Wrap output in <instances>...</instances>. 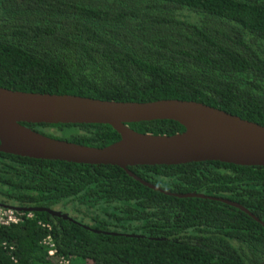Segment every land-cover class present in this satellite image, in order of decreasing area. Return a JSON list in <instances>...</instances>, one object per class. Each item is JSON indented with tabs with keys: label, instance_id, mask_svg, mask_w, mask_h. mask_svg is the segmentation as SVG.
I'll return each instance as SVG.
<instances>
[{
	"label": "trees",
	"instance_id": "16d2710c",
	"mask_svg": "<svg viewBox=\"0 0 264 264\" xmlns=\"http://www.w3.org/2000/svg\"><path fill=\"white\" fill-rule=\"evenodd\" d=\"M0 87L113 102L191 101L264 127V0H0ZM22 125L93 148L121 139L108 125ZM129 127L155 136L185 131L174 121ZM129 170L158 190L117 166L0 152V205L46 208L78 222L36 212L1 228L0 264H60L62 257L72 264H264V167ZM188 194L227 200L260 222L221 201L174 196Z\"/></svg>",
	"mask_w": 264,
	"mask_h": 264
},
{
	"label": "water",
	"instance_id": "95a60500",
	"mask_svg": "<svg viewBox=\"0 0 264 264\" xmlns=\"http://www.w3.org/2000/svg\"><path fill=\"white\" fill-rule=\"evenodd\" d=\"M154 121H174L185 131L173 136H155L138 133L129 127L130 124ZM25 123L108 125L121 139L105 148L86 147L46 137L23 126ZM0 152L38 160L117 166L143 185L158 190L136 177L129 168L198 162L264 167V127L191 101L113 102L73 95L25 93L0 87ZM174 196L221 201L260 222L247 209L227 200L197 194ZM18 210L46 212L78 223L67 214L46 208Z\"/></svg>",
	"mask_w": 264,
	"mask_h": 264
},
{
	"label": "built area",
	"instance_id": "2783aa9c",
	"mask_svg": "<svg viewBox=\"0 0 264 264\" xmlns=\"http://www.w3.org/2000/svg\"><path fill=\"white\" fill-rule=\"evenodd\" d=\"M33 214L31 212L16 211L12 209L0 207V229L3 227H10L12 225H17L22 223L25 219L32 218ZM43 228L47 229L49 232L52 230L50 225L43 224ZM44 244L49 248V256L54 257L57 253L56 244L51 236H48L44 241ZM60 264H72L69 259L62 257L59 261Z\"/></svg>",
	"mask_w": 264,
	"mask_h": 264
},
{
	"label": "flooded vegetation",
	"instance_id": "af4514ba",
	"mask_svg": "<svg viewBox=\"0 0 264 264\" xmlns=\"http://www.w3.org/2000/svg\"><path fill=\"white\" fill-rule=\"evenodd\" d=\"M0 207H2V208H7V209H12V210H16V211H21V210H18V208H14V207H9V206H2V205H0Z\"/></svg>",
	"mask_w": 264,
	"mask_h": 264
},
{
	"label": "rangeland",
	"instance_id": "374dc122",
	"mask_svg": "<svg viewBox=\"0 0 264 264\" xmlns=\"http://www.w3.org/2000/svg\"><path fill=\"white\" fill-rule=\"evenodd\" d=\"M52 133H54V130H51Z\"/></svg>",
	"mask_w": 264,
	"mask_h": 264
}]
</instances>
